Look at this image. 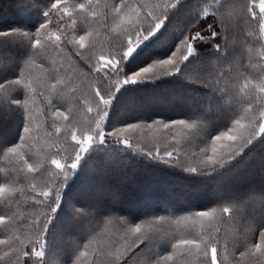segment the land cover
<instances>
[{
  "label": "trees",
  "instance_id": "obj_1",
  "mask_svg": "<svg viewBox=\"0 0 264 264\" xmlns=\"http://www.w3.org/2000/svg\"><path fill=\"white\" fill-rule=\"evenodd\" d=\"M38 2L40 7L21 8L17 0H0V32L10 28L35 31L44 21L42 8L46 0ZM64 2L70 6L90 3L97 13L96 17H92L89 12L87 23H84L82 18L74 17L77 19L78 30L93 33L90 40L95 43V55L91 60L94 64L100 51L107 54L110 44L116 43L112 39V36L116 35L112 29V21L107 19L105 14L111 15V10L106 8V5L119 3V0ZM126 2L132 5L143 4L146 6L144 11L147 12L151 10L148 6L163 5L166 0ZM220 2L221 0H203L202 3H198V0H175L174 6L167 10V18L160 29L143 39L126 60L124 74L130 75L153 60L165 58L197 20V9ZM209 11L213 12L214 8ZM208 19L210 16L201 15L200 22ZM229 22L226 20V24ZM65 23L71 32V22L66 20ZM56 24V17H53V31L56 30ZM83 30H80L79 34H84ZM251 32H257V26L245 24L243 32L230 33L228 41L229 47H234L237 54H242L246 62L251 57L250 67L255 75L261 66L258 61L264 41L257 42L258 34L245 41L244 36ZM249 49L252 51L249 52ZM29 54L30 49L26 42H9L0 48V81L17 75ZM216 55L217 51L211 44H207L203 51L190 56L180 71L137 80L135 83L129 81L121 84L113 93L108 115L105 122H102L105 130L109 131L126 123H136L138 128L128 134L133 140L130 145H124L110 136H106L104 141L97 137L88 150L81 153V159L77 167L69 173L64 187L61 185V203L48 229V242L59 255L61 264H74V261L76 264H107L114 251L113 245L123 250V230L116 218H124L129 225L134 226L155 217H173L171 224H165L164 228L176 239L193 238L209 231L215 235V229H219L222 236L225 232H228L229 237L235 236L238 234L233 231L238 227L235 222L229 224L219 219L210 221L197 215L200 211L211 212L216 209L215 215L220 217L219 208L222 204L242 206L241 218L246 226L245 231L251 241L259 242V232L264 229V186L253 188L246 195L227 188H231L237 181L247 180L250 176L264 181V134L253 137L251 143H247L242 150L236 148L237 153L222 166L201 167L200 164L204 158L201 149H206L208 154H211L213 136L234 128L235 119H241L242 124H247L244 108L247 107L245 101L251 93L244 87L243 80L233 79L228 84V90L217 91L206 86L201 76L202 70L198 67L200 62ZM65 57L66 54L50 50L43 63L36 59L34 64H29L37 83L34 85L35 94L29 103L33 116L32 130L26 134L27 143L20 151L25 154L29 163L47 162V170L30 173L18 157L10 153H0V184L19 180L15 186L24 189L23 193H18L16 209L21 221L17 225L18 231L24 235L32 231V218L36 212L41 211L29 208L28 205L35 203V198L45 183L54 187L58 180L63 179L62 175L57 176L59 170L51 165L50 160L57 158L64 163V157L74 155L75 141H72L69 129L75 132L78 138L92 135V130L95 129V122L92 120L95 107L93 105V112L89 113V105L85 101L91 99L87 91L89 82L95 87L96 81H90L87 67L76 65L74 60ZM52 69L58 73L56 79L68 84L60 94L62 100L59 106L72 117L71 124L57 120L52 115L48 100L56 103V93L47 96L41 94V84L51 85L56 82L50 75ZM214 71L219 72L220 69L215 68ZM102 87L106 88L107 85ZM23 94L21 89L15 95L16 98H22ZM64 100H67V103H64ZM128 107L134 109L131 111ZM180 119L197 124L199 130L179 124L164 129L161 123ZM0 120V141L9 146L19 142L23 118L17 106H0ZM57 126L61 127L60 133L55 132ZM220 143L223 142H217V147ZM57 149L60 154L53 157ZM149 149H152V155L149 154ZM163 149L171 151L172 158L164 157ZM157 151L160 156H156ZM177 157L185 166L176 162ZM188 167H197V170L192 171ZM33 184L37 185L35 192L31 187ZM186 190L199 193L202 200L186 198ZM2 199L0 197V200ZM128 204L130 205L127 210ZM77 210L89 212L90 216L78 215ZM0 231H3L2 227ZM172 242L175 243V240ZM169 246L170 237H161L156 243L155 251L167 255ZM170 250L175 252L172 259L176 264H187L181 249ZM85 251L87 256H80V252ZM241 251L246 249L241 248ZM141 252L132 257L128 264H135V261L141 258ZM225 255L228 254L221 247L218 260H224ZM236 259L240 264H264V257L259 256H240L236 253ZM231 260V255H228L226 264ZM168 264H172V261Z\"/></svg>",
  "mask_w": 264,
  "mask_h": 264
},
{
  "label": "snow or ice",
  "instance_id": "obj_2",
  "mask_svg": "<svg viewBox=\"0 0 264 264\" xmlns=\"http://www.w3.org/2000/svg\"><path fill=\"white\" fill-rule=\"evenodd\" d=\"M17 2L21 8L41 6L38 0H17ZM202 2L203 0H198V3ZM174 4L175 0H166L163 5L148 6L151 7V10L147 12L144 11L145 5H132L126 0H119V3H113L110 6L106 5V8L111 10L110 16L107 13L105 15L107 19L112 21V29L116 33L112 39L116 43L115 45L110 44L107 54L100 51L94 64L91 63V60L92 56L95 55V43L90 40L93 33L80 29L84 31V34H79L77 19H74V17L82 18V21L87 23L89 12L92 17H96L97 13L90 3L87 5L77 3L70 6L64 0H46V4L42 8L44 21L35 31L27 32L22 28H10L5 32H0V48L9 42H26L30 49V54L23 61L18 74L10 79L0 81V106L9 104L17 106L23 118L19 142L9 146L0 141V153H10L18 157L27 166L30 173H40L47 170L45 168L47 162L29 163V160L25 159V154L20 151L27 143L26 134L32 130L33 116L29 103L35 94L34 85L37 81L29 69L30 62L34 64L36 59H40L43 63L49 51L55 50L60 54H66L65 58L74 60L76 65L87 67L90 81H96L95 87L89 82L87 91L91 99L85 101L89 105L87 108L89 113L93 112V105L95 107V116L92 117L95 122L93 134L78 138L76 133L69 129L71 139L75 141L74 155L64 157V163H61V159L57 158L50 160L51 165L59 170L56 173L57 176L62 175L63 179L58 180L54 187L45 183L35 198V203L28 205L32 209H41L32 218L30 225L32 231L28 235L19 232L17 227L21 222L16 210L19 200L18 193H23L24 189L15 185L20 181L0 184V197L3 198L0 200V227L3 229L0 231V237H3L0 238V246H2L0 247V264H61L59 255L48 242V229L60 206L61 190L69 173L77 167L81 153L86 152L97 137L100 141H104L106 136H110L124 145L133 143L128 134L137 129L138 124L126 123L113 127L109 131H106L102 125L108 115L113 93L120 88L121 84H126L129 81L135 83L137 80L178 72L190 56H194L198 51H203L205 45L211 44L218 55L209 60L201 61L198 66L202 70L201 76L206 86L217 91H225L228 90V84L233 79H242L244 87L249 89L251 95L245 101L247 107L244 108L247 124H242L241 119H235L234 128L221 131L218 135L213 136L211 138V154H208L206 149H201L204 152V158L200 161L201 167L222 166L226 160L232 159L233 155L237 153L236 148H239L240 151L247 143H251L253 137L264 134V44H262L258 61L261 65L259 72L253 75L250 67L251 57L246 62L242 54H237L234 47H229L228 41V35L230 33H242L245 24L257 26V32H251L244 36L245 41L250 36L257 34L259 37L257 42L264 41V0H244L242 3L239 0H221L216 5H205L197 9V20L165 58L153 60L130 75L124 74V64L134 52L135 47L148 35L160 29L163 21L167 18V10ZM213 8L214 11L210 13L209 9ZM226 13H230V15ZM201 15L210 16V19L200 22ZM53 17H56L57 20L55 31L52 30ZM233 17L234 19H232ZM66 20L72 24L71 32L68 31ZM226 20L230 22L226 24ZM220 25H224V27H220ZM217 37H219L218 40ZM251 51L249 49V52ZM215 68H219L220 71L215 72ZM209 69H213V71H209ZM50 75L56 82L51 85L41 84L40 88L43 89L41 94L47 96L53 92L56 93V103H53L51 99L48 100V105L52 108V115L57 120L71 124L72 117L62 111L59 106V102L62 100L60 94L64 88L68 87V84L56 79L58 73L55 69L50 71ZM102 85H107V87H102ZM21 89L24 93L23 97L16 98L15 94H18ZM63 102L67 103V100ZM55 123L56 121H54ZM161 123L164 129H169L170 125L179 124L186 128L196 127L199 130L197 124L188 123L185 119ZM60 131L61 127H55L56 133H60ZM217 142L223 143L217 147ZM171 146L175 147V145ZM77 148L78 150H76ZM163 151L164 157L172 158L173 153L171 151L167 149H163ZM148 152L150 155L153 154L152 149H149ZM59 154L60 150L57 149L53 153V157L59 156ZM156 156H160L159 151L156 152ZM176 162L185 166L179 157H177ZM188 168L192 171L197 170V167ZM31 187L35 192L37 185L33 184ZM241 207L240 204H222L219 208L220 217L215 215L216 209L211 212L200 211L197 214L199 217L208 218L210 221L219 219L229 224L235 222L238 227L233 231L238 234L232 237H229L228 232L222 236L220 230L215 229V235L209 231L207 234L202 232L200 236L193 238L176 239L174 236H170L164 228L165 224H171L173 217H155L134 226L129 225L124 218H116L123 230V250L113 245L114 251H112L107 264H121V262L128 264L132 257L141 252L142 246L141 258L136 260L135 264H141V260L142 264H168L169 261L176 264V261L172 259L175 252L171 251L170 248L172 250L181 249L187 264H226L228 255L232 257L229 264H240V261L236 259V253H239L240 256L264 257V229L259 232V242L251 241L241 218ZM77 214L85 217L90 216V213L84 210H77ZM161 237H170L167 255L155 251L156 243ZM173 240L175 243L172 242ZM221 247L228 254L225 255L224 260H218V252ZM241 248L246 249V251H241ZM87 254L86 251L80 252V256L86 257ZM56 257L59 259H54Z\"/></svg>",
  "mask_w": 264,
  "mask_h": 264
},
{
  "label": "rangeland",
  "instance_id": "obj_3",
  "mask_svg": "<svg viewBox=\"0 0 264 264\" xmlns=\"http://www.w3.org/2000/svg\"><path fill=\"white\" fill-rule=\"evenodd\" d=\"M129 108V107H128ZM133 107H130L129 110H133ZM1 123V120H0ZM264 186V181L262 182L260 180V178H255V176H250L247 180L245 181H237L231 188H227V189H232L234 192H242L243 195H246L247 192H249V190L255 188V189H259L262 188ZM187 192L184 193L186 198H191V199H198V200H202V197H200V194L197 192H189L188 190H186ZM92 200V199H91ZM95 201V200H94ZM128 204L126 206L129 208ZM128 210V209H127ZM130 211V210H129ZM132 212V211H130Z\"/></svg>",
  "mask_w": 264,
  "mask_h": 264
}]
</instances>
